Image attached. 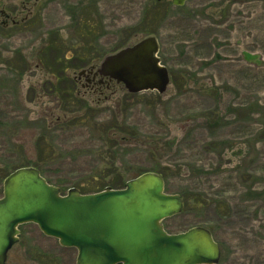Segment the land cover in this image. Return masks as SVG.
I'll list each match as a JSON object with an SVG mask.
<instances>
[{"label": "rangeland", "instance_id": "obj_1", "mask_svg": "<svg viewBox=\"0 0 264 264\" xmlns=\"http://www.w3.org/2000/svg\"><path fill=\"white\" fill-rule=\"evenodd\" d=\"M21 2L0 9L22 20ZM34 3L32 22L0 29V198L6 173L35 164L63 194L163 172L168 194L193 201L163 221L169 233L206 227L218 264H264V0ZM145 26L171 75L166 93L93 94L75 80ZM107 132L140 138L119 148ZM19 229L7 264H77V249L37 224Z\"/></svg>", "mask_w": 264, "mask_h": 264}, {"label": "water", "instance_id": "obj_2", "mask_svg": "<svg viewBox=\"0 0 264 264\" xmlns=\"http://www.w3.org/2000/svg\"><path fill=\"white\" fill-rule=\"evenodd\" d=\"M158 51L157 38L147 35L106 55L98 71L123 83L129 93L163 94L171 78ZM182 209V197L168 194L156 172L136 176L123 189L82 194L71 188L64 195L36 167H21L5 178L0 198V264H7L25 223H35L61 245L76 248L77 264H218L220 246L209 229L165 230L162 222Z\"/></svg>", "mask_w": 264, "mask_h": 264}, {"label": "flooded vegetation", "instance_id": "obj_3", "mask_svg": "<svg viewBox=\"0 0 264 264\" xmlns=\"http://www.w3.org/2000/svg\"><path fill=\"white\" fill-rule=\"evenodd\" d=\"M155 2H156L155 4H157V5L168 4V3L173 4V0H155ZM21 5H22L21 11L25 12V10H26V13H27L26 16L22 20L17 19L18 15L15 14V12H9V11L7 12L6 9H0V29L7 30L11 26H24L25 27V25L30 23L29 21L32 22V20H33L32 18L35 15V11L37 9V4L36 3L31 4V0H22ZM28 5H31V6L28 7ZM174 6H176V5H174ZM176 7H182V6H176ZM147 35H154L156 37V35L154 33H150ZM139 39H141V38H139ZM138 40H136V41H138ZM157 41H158V39H157ZM129 44H131V43H129ZM129 44H127L126 46H128ZM157 56H158V54H157ZM160 61H161V59H160ZM161 64H162V62H161ZM98 67H99V65L96 64V65L89 67L88 69L81 70L80 72H82V71H84V72H82L81 74L79 72L78 75L75 76V80L85 78L86 84H84L83 86L85 88H87V90H90V92L93 94H105L108 91L114 90V88L116 86L122 84V83H118L115 79H112L109 76H105V75L100 74L98 71ZM170 78H171V75H170ZM122 85H124V84H122ZM124 88L126 90L125 86H124ZM68 92H70V91H68ZM70 93L73 95L74 90L71 91ZM220 250H221V247H220ZM42 255H63V254H55V253H51V252H45ZM68 255H71V254H68ZM77 255H78V252H77ZM221 256H222V251H221Z\"/></svg>", "mask_w": 264, "mask_h": 264}, {"label": "trees", "instance_id": "obj_4", "mask_svg": "<svg viewBox=\"0 0 264 264\" xmlns=\"http://www.w3.org/2000/svg\"><path fill=\"white\" fill-rule=\"evenodd\" d=\"M85 30H87V28L85 29ZM143 32H145V33H154V29H152L151 27H147V26H145V29H143ZM82 118H85L84 116H82ZM109 130V129H108ZM107 135H109L111 138H113V141H116V144L119 146V148L122 146V145H125V146H127V145H131L134 141H139V139L138 138H140V135H139V137H138V135H136V134H134V133H125V135H123V136H120V137H114L113 135H115V133L112 135V134H108V132H107ZM140 142H142V143H145L143 140H141ZM146 145H149V143L148 144H146ZM153 152H155L156 151V148L153 146V147H151L150 148ZM34 167H38V165L37 164H35L34 165ZM39 169V168H38ZM14 171V170H13ZM11 173V172H10ZM41 173V172H40ZM159 174H161L162 176H163V178L165 179V177H166V174L164 173L163 174V172L162 173H159ZM7 175H9V173H6V176ZM137 175H140V174H137ZM137 175H135V176H129L130 178L129 179H131V178H133V177H136ZM129 179H127V181L129 180ZM95 180H98V179H95ZM126 182V181H125ZM114 187V183H112V184H108V183H104V182H98V183H96L93 187H91L90 189H87V190H83V189H81V188H79V187H77V189L81 192V193H83V194H89V193H95V192H99V191H102L103 189H105L106 187ZM182 196V195H181ZM182 198H183V200H184V207H186V206H189V205H191L192 203H193V201H192V199L191 198H189L188 196H182Z\"/></svg>", "mask_w": 264, "mask_h": 264}]
</instances>
